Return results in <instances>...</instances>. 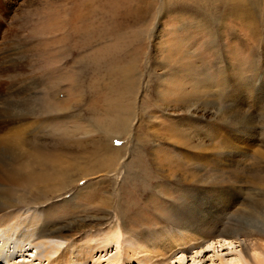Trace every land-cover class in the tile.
<instances>
[{"label": "rangeland", "instance_id": "1", "mask_svg": "<svg viewBox=\"0 0 264 264\" xmlns=\"http://www.w3.org/2000/svg\"><path fill=\"white\" fill-rule=\"evenodd\" d=\"M88 1L0 0V144L59 163L47 226L84 224L66 264L141 258L189 223L203 246L234 232L264 250V0L251 16L216 0ZM117 213L135 246L102 248ZM8 249L0 264L47 263ZM200 250L184 264H212ZM166 253L159 264H180Z\"/></svg>", "mask_w": 264, "mask_h": 264}, {"label": "bare ground", "instance_id": "2", "mask_svg": "<svg viewBox=\"0 0 264 264\" xmlns=\"http://www.w3.org/2000/svg\"><path fill=\"white\" fill-rule=\"evenodd\" d=\"M216 1L229 2L232 4V9L239 14L251 16V7L249 10H246L243 7L249 6L250 2L252 3L256 0ZM87 2L89 1L87 0ZM109 3V7L111 6V12L114 9L116 11L120 10L123 6L122 4H125L123 6L124 8L121 10L123 13H128L134 8L132 0L127 1V3H122L120 0H109ZM82 4L84 5V3ZM81 7L83 8L84 6ZM124 130L126 131V129H123V131ZM18 134L21 133L18 132ZM30 148L32 149L33 146L30 144H24L21 141H18L13 145L0 144V150L12 157V159L0 158V243L2 242L0 245V252L2 251L1 246L8 244L9 249H11L7 250V257L5 258L11 259L12 254L14 253L13 250H17L18 252L16 253L20 252L23 256L26 252L32 251L34 252L32 255L33 258H35L34 260L39 263L45 261V263L47 262L46 264H66L69 252L68 249L64 247V244L70 237L68 232L79 228L80 226H84V224L77 222L73 225L64 224L62 226L60 225L61 228L53 230L51 229L52 226H47L46 214H49V212L45 214L42 210L43 207L45 208L47 206V203L44 205L47 200L43 201L41 199L42 197H45L44 193H46L47 190H44V187L53 186L54 188L52 187L49 192L54 194L56 192L62 193L63 176L65 174L60 172L62 170L61 168H58L60 166L56 167L59 163L52 161L49 158L36 160L37 158L34 157V160L37 162H29L27 164L22 163L21 160H25V158L28 157ZM96 150H98V148ZM100 166H102V164ZM97 168L99 169V166H97ZM84 169L85 168H83V170ZM121 215L122 214L117 213L115 228H113L109 237H107L108 240H105V243L101 245L102 248H106L112 243L119 244L120 242H125L128 248L134 245H132L135 238L133 237L134 234L132 235L131 233H128L125 225L126 223ZM189 224L184 227L187 230L184 229L181 233H174L173 239L169 238L171 239L169 242L166 244L163 242L162 245L160 244L161 247L159 250L154 252L153 250L152 252H150V250H146L147 253L144 256H142L143 254L140 255L142 253L140 251L141 253H138H140L139 255L141 258H137L134 251L131 252L133 250V248H131L132 250H127L124 258H122L120 254H116L113 258V261H115L114 264H119V262L124 260L132 262L135 259L142 261L140 264H154L155 262L159 264V262H163L165 260V258H159V256H165L167 254L166 252L172 250V247L175 249L179 248L180 253H182L180 257H178L180 264H184L185 254L189 252L190 247H199V249H203L196 251L195 254L197 255L205 251L212 252V258L210 259L212 264H215V262H218L219 264H264V250H261L260 246L257 245L258 242L254 241L253 238L249 239L250 236L248 233L243 235H238L234 232L229 233L227 234V237L209 240V242H206L203 246V244H201L202 241L200 236L194 235L190 231L191 228H194L189 226ZM169 243L171 245H168ZM160 245L157 246L159 247ZM193 256L195 257V255ZM155 259L157 260L155 261Z\"/></svg>", "mask_w": 264, "mask_h": 264}]
</instances>
